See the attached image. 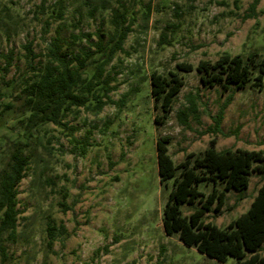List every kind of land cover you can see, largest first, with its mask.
Wrapping results in <instances>:
<instances>
[{
	"label": "rangeland",
	"instance_id": "rangeland-1",
	"mask_svg": "<svg viewBox=\"0 0 264 264\" xmlns=\"http://www.w3.org/2000/svg\"><path fill=\"white\" fill-rule=\"evenodd\" d=\"M59 1L47 0L42 9L41 0H0V54L15 50L19 66L11 68L7 82L20 78L27 42L38 53L58 29L64 37L101 30L107 39L114 0H63L66 14L55 21L48 15ZM253 2L135 0L133 31L124 51L106 67L110 91L104 100L113 103L99 113L93 106L80 108L66 119L67 128L46 124L30 136L22 129L17 94L0 97V170L18 147L31 155L27 176L18 186V239L6 243L9 260L3 264L235 263L207 258L177 235L165 233L163 209L172 182L168 188L160 184L156 143L161 136L171 138L169 154L175 164L190 154L202 155L213 139L217 151L264 152V85L224 91L204 85L196 69L201 61L214 64L226 54L264 60V0L254 13ZM87 45L80 43L78 49ZM180 63L194 70L178 71ZM153 71L177 73L185 82L164 123L156 121L162 113L151 94ZM229 95L231 103L217 129L216 116ZM192 100L195 113L190 112ZM6 104H12L11 110ZM181 112L188 114L184 122ZM263 183L264 174L253 172L249 188L230 191L223 213H207L205 222L227 228L248 211ZM212 187L201 190L208 194ZM193 210L183 207L187 216ZM49 225L57 229L53 241ZM62 226L67 232L60 235ZM259 253L264 255V247Z\"/></svg>",
	"mask_w": 264,
	"mask_h": 264
},
{
	"label": "trees",
	"instance_id": "trees-1",
	"mask_svg": "<svg viewBox=\"0 0 264 264\" xmlns=\"http://www.w3.org/2000/svg\"><path fill=\"white\" fill-rule=\"evenodd\" d=\"M114 1L117 6L111 8L112 30L106 40L101 30L95 34L80 32L64 37L58 29L44 50L38 53L33 43L27 42L22 45L24 69L20 78L12 79L10 83L6 77L12 67H19L16 65L17 55L13 49L0 54L3 60V64H0V97L17 94L24 115L21 119L22 129L30 136L46 124L67 128L66 119L80 108L93 106L95 112L99 113L105 105L113 103L110 98L104 100L110 91L104 78L106 67L118 52L124 51L125 41L133 31L135 21V0ZM259 2L254 0L252 3V13ZM46 3L47 0H41L40 7L44 9ZM66 10L65 2L60 0L48 18L63 20ZM144 15L148 18L150 6H147ZM50 25L47 19L44 25L46 33ZM94 36L97 37L96 41H92ZM84 42L88 45L78 49L79 44ZM255 57L226 54L214 64L201 61L196 69L203 84L208 87L219 85L224 91H231L233 87L245 89L252 85L262 88L264 60L258 62ZM176 68L184 72L194 70L187 63L177 64ZM150 80L155 107L160 108L162 113L156 117V121L164 123L173 112L174 102L185 82L177 73L171 72L166 76L159 71H153ZM2 84L6 88H2ZM231 100L232 96L229 95L216 116L217 129ZM5 107L11 110L12 104ZM196 111V102L192 100L190 112ZM181 114L182 121H186L188 114ZM170 143L169 136L159 137L156 143L160 184L168 188L169 182H172L163 209L165 233L168 236L177 235L185 246L195 248L200 254L220 263L233 259L234 264H264V255L259 253L264 247V183L248 211L227 228L222 229L204 220L207 213L215 216L223 213L230 191H246L253 172L264 174V152L245 149L217 151L216 140L213 139L202 155L190 154L184 162L175 164L169 154ZM30 163L31 155L18 147L10 153L0 170L1 264L9 260L6 243H14L18 239L19 216L22 213L18 209V186L27 176ZM203 185H212L211 192L205 194L201 190ZM185 205L194 208L188 216L183 213ZM56 230L54 225L48 226L50 241L57 237ZM66 232L62 226L58 234Z\"/></svg>",
	"mask_w": 264,
	"mask_h": 264
}]
</instances>
